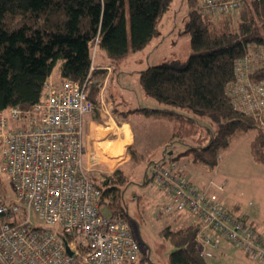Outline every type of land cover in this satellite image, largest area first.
<instances>
[{
  "label": "trees",
  "instance_id": "1",
  "mask_svg": "<svg viewBox=\"0 0 264 264\" xmlns=\"http://www.w3.org/2000/svg\"><path fill=\"white\" fill-rule=\"evenodd\" d=\"M173 1L0 0V112L12 108L32 111L56 68L63 82L86 83L88 98L98 104L107 77L104 67L115 66L128 55V26L131 51L143 50L156 36ZM185 1L184 33L190 36L192 50L189 58L181 64L162 63L140 72L145 95L166 107L139 110L170 122L172 140L187 146L177 156L164 154L154 163H174L189 156L193 163L214 170L222 150L252 133V158L264 164V122L236 108L226 93L227 85L237 78V63L256 52L262 56L249 80L264 81V0H239L238 8L220 16L202 14L203 0ZM98 49L105 53L107 63L96 65ZM92 65L96 69L91 72ZM177 109L206 119L209 126ZM129 153V162L139 159L136 147L129 148ZM129 177L117 169L100 183L91 178L102 191L101 208L106 206L111 215L123 216L135 237L123 201ZM243 214L248 224L264 233ZM161 235L174 247L168 264H211V259L199 255L196 224L177 230L167 227Z\"/></svg>",
  "mask_w": 264,
  "mask_h": 264
},
{
  "label": "built area",
  "instance_id": "2",
  "mask_svg": "<svg viewBox=\"0 0 264 264\" xmlns=\"http://www.w3.org/2000/svg\"><path fill=\"white\" fill-rule=\"evenodd\" d=\"M239 2L203 0L200 11L220 16L238 8ZM261 56L256 52L237 63V78L226 93L236 108L263 123L264 81L249 80ZM95 69L92 65L91 72ZM95 108L86 83L67 80L60 85L48 82L30 112H0L2 171L24 202L0 195V264L139 262L140 245L129 224L119 214H102V191L83 162V119ZM151 178L170 195L166 214L193 216L202 259H212L229 246L264 264V233L228 207L216 191L194 184L176 163H154ZM32 212L43 225H33Z\"/></svg>",
  "mask_w": 264,
  "mask_h": 264
},
{
  "label": "rangeland",
  "instance_id": "3",
  "mask_svg": "<svg viewBox=\"0 0 264 264\" xmlns=\"http://www.w3.org/2000/svg\"><path fill=\"white\" fill-rule=\"evenodd\" d=\"M187 17L186 1L174 0L171 9L158 24V32L154 39L139 52L131 51L128 26L130 46L128 55L115 65V74L110 78L113 95L123 93L126 99H130V104L120 106L119 109L130 116L137 138L136 151L141 158L139 165L124 167L126 171L130 169V182L124 191L123 201L134 227V235L140 244V260L136 264H168L174 247L161 235V231L167 227L177 230L193 222V216L188 213L182 216L165 213L164 207L168 204L170 195L166 187H160L154 179H151L153 161L159 160L164 154L167 157L177 156L187 146L183 142L172 140L171 123L156 116H148L139 110L166 107L145 95L140 83V72L149 66L162 63L181 64L189 58L192 52L190 36L184 33ZM107 60L105 53L98 49L96 64H103ZM54 73H58V68ZM177 110L209 126L206 119L189 110ZM252 135L250 133L222 150L218 166L211 173H207L202 165L190 162L188 156H181L174 163L179 166L186 165L188 171L194 175L195 182L200 186L211 178L217 182L226 180L227 186L223 195L232 203H239L241 211L247 213L259 230L264 231V164L252 158L250 151ZM187 142L188 145L192 143L189 140ZM170 163L172 162L167 164ZM101 174L98 172L92 176L100 183L104 179ZM0 195L8 201L24 204L15 194L10 177L2 171L1 156ZM101 209L105 216L111 215V211L106 206ZM31 222L34 226L43 225L34 212L31 213ZM210 263L261 264L229 246L217 250Z\"/></svg>",
  "mask_w": 264,
  "mask_h": 264
},
{
  "label": "crops",
  "instance_id": "4",
  "mask_svg": "<svg viewBox=\"0 0 264 264\" xmlns=\"http://www.w3.org/2000/svg\"><path fill=\"white\" fill-rule=\"evenodd\" d=\"M104 63H107V61ZM104 69H107V77L99 95V102L96 104V108L93 112L86 114L83 119V162L93 179L95 178L92 174L94 175L101 172V176H104L105 179L106 175L114 173L117 169L123 170L130 176V169L126 171L127 169L124 167L130 165L131 168L132 164L139 165L141 162L140 157L136 162H129L131 157L129 148H134L136 146L137 138L132 122L129 119L130 116L125 115V113L119 109L120 106L130 104V99H126L123 93H117L116 95H113L112 93L110 78L115 74V66L104 67ZM50 81L56 85L63 82L59 71L58 73H52ZM101 99L104 101L103 104H100ZM125 126L130 130L131 137L130 141L124 144L123 142L125 141L126 136L123 133V128ZM187 158L192 162L189 156ZM182 166L185 169V172L188 173L192 182L198 185L194 180L192 172L188 171L186 165ZM203 167L206 169L207 173L212 172L211 169L206 168L205 166ZM226 182V180L217 182L211 178L207 179V181L201 186H198L201 188H209L213 192L216 191L228 207H234V209L241 210V205L239 203H232V201L227 200L223 195L227 186ZM220 187H222V190L219 189ZM245 214L247 215V213Z\"/></svg>",
  "mask_w": 264,
  "mask_h": 264
},
{
  "label": "bare ground",
  "instance_id": "5",
  "mask_svg": "<svg viewBox=\"0 0 264 264\" xmlns=\"http://www.w3.org/2000/svg\"><path fill=\"white\" fill-rule=\"evenodd\" d=\"M123 132L126 136L125 141H124V144H125L126 142L130 141L131 133H130V130L126 126L123 128Z\"/></svg>",
  "mask_w": 264,
  "mask_h": 264
},
{
  "label": "water",
  "instance_id": "6",
  "mask_svg": "<svg viewBox=\"0 0 264 264\" xmlns=\"http://www.w3.org/2000/svg\"><path fill=\"white\" fill-rule=\"evenodd\" d=\"M68 250V252H70V250L69 249H67Z\"/></svg>",
  "mask_w": 264,
  "mask_h": 264
}]
</instances>
